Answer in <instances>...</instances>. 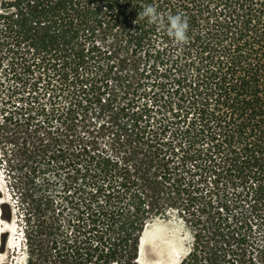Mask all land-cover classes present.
Here are the masks:
<instances>
[{"label": "trees", "instance_id": "16d2710c", "mask_svg": "<svg viewBox=\"0 0 264 264\" xmlns=\"http://www.w3.org/2000/svg\"><path fill=\"white\" fill-rule=\"evenodd\" d=\"M0 91L26 264H141L172 210L195 226L179 264H264V0H0Z\"/></svg>", "mask_w": 264, "mask_h": 264}, {"label": "rangeland", "instance_id": "374dc122", "mask_svg": "<svg viewBox=\"0 0 264 264\" xmlns=\"http://www.w3.org/2000/svg\"><path fill=\"white\" fill-rule=\"evenodd\" d=\"M14 116V105L6 101L0 91V264H26V231L34 220L31 217L29 221L32 184L26 164L9 128L1 127L4 119L11 120ZM184 215L172 210L168 216L149 224L145 264H179L189 253L194 243L195 226L194 221Z\"/></svg>", "mask_w": 264, "mask_h": 264}, {"label": "clouds", "instance_id": "9594fccd", "mask_svg": "<svg viewBox=\"0 0 264 264\" xmlns=\"http://www.w3.org/2000/svg\"><path fill=\"white\" fill-rule=\"evenodd\" d=\"M139 16L146 17L150 24H155L158 27H165L168 35L178 46H183L188 42V21L181 14H168L157 11L156 7L148 5L144 8Z\"/></svg>", "mask_w": 264, "mask_h": 264}, {"label": "bare ground", "instance_id": "6f19581e", "mask_svg": "<svg viewBox=\"0 0 264 264\" xmlns=\"http://www.w3.org/2000/svg\"><path fill=\"white\" fill-rule=\"evenodd\" d=\"M151 226V225H150ZM149 231V225L147 226V228L145 229V231H144V234H143V236H142V240H141V249H140V255H139V261L141 262V264H145L144 263V255H145V253H144V251H145V248H146V244L147 243H145L146 242V234H147V232ZM165 247V246H164ZM159 250V249H158ZM158 252V251H157ZM162 253V252H161ZM159 254V253H158Z\"/></svg>", "mask_w": 264, "mask_h": 264}]
</instances>
